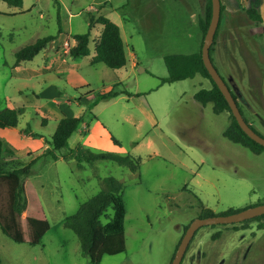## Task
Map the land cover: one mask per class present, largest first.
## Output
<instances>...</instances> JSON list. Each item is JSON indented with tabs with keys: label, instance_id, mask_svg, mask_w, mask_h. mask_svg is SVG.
I'll return each mask as SVG.
<instances>
[{
	"label": "rangeland",
	"instance_id": "1",
	"mask_svg": "<svg viewBox=\"0 0 264 264\" xmlns=\"http://www.w3.org/2000/svg\"><path fill=\"white\" fill-rule=\"evenodd\" d=\"M57 1L60 35L53 0H23L20 8L0 1V111L16 108L17 128L24 130L29 125L37 134L35 138L42 136L48 143L59 120L78 114L80 108L86 109L84 121L95 110L103 111L105 122L107 117L114 118L115 109L98 95L125 91L132 99L124 98L115 107L133 113L141 126L135 133L130 126L121 135V149L140 158V170L132 173L108 161L83 163L79 168L70 161L54 163L50 156L41 157L32 167L30 180L50 229L35 246L14 243L0 231V264H91L81 254L77 237L62 223L80 207L73 197L89 200L107 177L122 180L124 187L126 251L105 256L100 264H170L184 227L199 217L201 206L219 215L264 201V152L253 154L226 140L223 133L229 125L228 114L215 115L211 104L201 106L194 100L199 90L211 87L210 82L196 76L174 84L160 83L168 76L165 55L198 50V0ZM100 16L120 28L127 66L134 62V68L131 63L118 71L102 64L90 66L102 33L100 24H94L90 32V56H68L74 44L72 36L86 33L89 19ZM258 27L255 39L262 40ZM48 36H57V50L48 46L31 61L14 67L19 50ZM261 49L264 47L257 50ZM212 58L240 103L244 118L264 138V57L253 56L247 64L251 72L244 73H233L225 57L218 61L212 54ZM237 62L241 66L240 57ZM140 94L160 127H154L146 115L137 99ZM146 141L153 143L155 151L146 148ZM131 142L143 145L135 152ZM156 151L159 157L154 156ZM41 159L45 160L41 163ZM80 178L90 183L83 184ZM261 224L264 220L237 231L231 225L202 227L190 241L181 264H264Z\"/></svg>",
	"mask_w": 264,
	"mask_h": 264
},
{
	"label": "trees",
	"instance_id": "2",
	"mask_svg": "<svg viewBox=\"0 0 264 264\" xmlns=\"http://www.w3.org/2000/svg\"><path fill=\"white\" fill-rule=\"evenodd\" d=\"M12 8H20L23 0H0ZM57 7V35L62 34L60 23V5L57 0H53ZM221 16L224 7H220ZM245 16L255 25L262 23L258 10L252 6L244 9ZM221 16L216 30L214 41L210 47L209 54L211 62L213 48L221 24ZM211 18V1H204V15L199 20L201 40L198 50L192 54H169L163 57V62L167 71V78L161 80V86L174 84L200 76L210 82L209 89H201L194 95V100L201 106L212 105L215 115L227 113L229 125L223 133V137L229 142L239 145L253 154L264 152V148L250 140L239 128L231 114L229 106L224 97L211 81L202 61L201 47ZM94 24H100L102 33L96 41L94 55L90 59V66L104 65L112 71H118L127 66L124 41L121 37L120 28L109 19L100 16L96 20L89 19L88 31L84 34L72 36L73 46L68 50V56L72 59L89 57L90 32ZM264 36V28L262 32ZM57 36H48L36 40L33 44L25 46L15 54L14 67L20 66L22 62L31 61L41 51L51 46L56 41ZM216 68V67H215ZM224 80V79H223ZM225 81V80H224ZM120 94H128L125 91H110L99 94L101 100H111ZM236 104L243 112L236 96L231 92ZM130 96V94H128ZM244 118V116H243ZM245 122L249 123L244 118ZM82 118L64 117L59 120L55 132L48 142L50 150L42 155L29 153L27 160L21 162L14 159L5 149V143L0 138V231L14 243L35 246L40 244L42 238L49 231L50 225L45 214V210L38 196L37 190L30 180L32 167L43 156H50L52 159L60 158L65 162L74 160L79 168H83V163L92 165L97 162H112L120 167L128 169L132 173L140 170V159L130 155H118L116 153H92L90 150L78 146L69 149L68 141L77 131ZM18 126V112L13 108H5L0 111V130H11ZM249 127L257 133L254 128ZM29 134L28 128L25 130ZM261 136L259 133H257ZM35 136V135H29ZM262 137V136H261ZM114 144L118 142L112 139ZM123 184L113 177L101 180V190L91 199L81 204L77 212L64 219L62 226L70 230L77 237L80 244V251L87 257L91 264H100L105 256H116L126 251L124 220L126 215L123 200ZM264 204L260 202L256 205ZM253 205V206H256ZM200 218L213 217L215 214L200 207ZM241 210L229 209L219 215H229ZM264 220V215L245 221L240 224L231 225L235 231L246 229L248 224ZM189 226V225H188ZM188 226L184 227L185 233ZM240 228H239V227ZM213 227V226H212ZM259 229L264 228V224L258 225ZM219 234L215 235L218 237ZM177 249V248H176ZM175 249V252H176Z\"/></svg>",
	"mask_w": 264,
	"mask_h": 264
},
{
	"label": "crops",
	"instance_id": "3",
	"mask_svg": "<svg viewBox=\"0 0 264 264\" xmlns=\"http://www.w3.org/2000/svg\"><path fill=\"white\" fill-rule=\"evenodd\" d=\"M204 1L205 0H198L199 3H198L196 15L200 19L201 16L203 17L204 15ZM220 2L221 5L224 7V11L221 16V24L218 30L215 46L213 48L214 49L212 53L213 57H215V60L218 61L224 59V57L228 59L229 60L228 64L230 65L229 69H232L233 73H235L236 70L239 71L240 73L242 72L244 73L245 71L251 72L250 68L247 66L248 61L251 60L253 56L254 57L258 56L261 58L264 57V49L257 50L259 47H264V38L262 40L255 39L254 30L256 25L245 16L243 11L244 9L250 6L258 10L262 19V23L258 25L259 26L258 29L262 33L264 28V0H220ZM200 40H201V34L197 33L198 47L200 44ZM55 44L56 42L52 44L51 49L57 50L58 46H56ZM124 45H126L125 42ZM65 53H67V51H65ZM237 57H240V62L242 63L241 66H238L239 63L237 62ZM62 62L65 64V59H63ZM135 66L136 64L132 62L130 68H134ZM141 96L142 95L140 94V96L137 97V99L142 103L146 115L152 121L154 127H160V123L154 118L148 106L145 105L144 101H141ZM124 98L130 100L132 99V95L125 97V95L120 94L111 100H101L104 102H108L109 103V104L107 103L108 106L115 109L117 113L114 118L107 117L106 122L101 118L103 115L102 114L103 111H99V110H97V112L95 110L94 113H91V117L87 118L86 121H84L85 118L84 113L86 112V109L84 108H80L78 114H70L69 116H67L74 118H79V117L82 118V122L79 125L77 131L71 136L70 140L68 141L69 149L73 150L78 146H82L83 148L88 149L93 153L111 152V153H117L118 155L129 154L125 150L121 149L123 140H121L120 137L122 134L130 130V126L134 127L133 133H135L136 130L141 126V122L137 121L138 123L137 124L135 122V115L133 113H127L123 107L120 108L115 107L117 102L120 100H124ZM65 108L67 109V107ZM13 109L17 110L16 108ZM139 121L141 120L139 119ZM27 128L30 132L29 134L25 135V130ZM29 135L37 136L36 133L30 130L29 125H27L24 130H19L17 127L11 130H7V129L0 130V138L5 143V149L14 159L15 158L18 159L24 156L26 157V155L29 154L30 150L32 152H38L39 155H42L46 153L48 150H50L47 141L44 140L42 136H38L35 138V136H29ZM112 139L116 140L118 142V145L114 144ZM129 142L130 140L128 141V143ZM131 143L132 145H134L133 149L135 152L138 150L139 146L143 145L142 143H138V144L136 142H131ZM145 146L146 148L155 151V149L152 148L153 143L151 141L149 142L146 141ZM135 152L133 154H135ZM154 156L159 157L160 156L159 152L156 151ZM44 160L45 159H41L40 162L42 163ZM49 160H52V162L54 163L64 162L59 157L56 159L50 158ZM70 162H73V164L75 163L73 160H71ZM37 164H39V161L37 162ZM79 180L83 184L90 183L87 182V179L82 180V178H80ZM119 181L122 183V180ZM57 188L61 191V187H57ZM73 199L74 201L77 202V204L79 202V206L84 202V201L82 202L79 196H74ZM57 203L59 204L60 202Z\"/></svg>",
	"mask_w": 264,
	"mask_h": 264
},
{
	"label": "water",
	"instance_id": "4",
	"mask_svg": "<svg viewBox=\"0 0 264 264\" xmlns=\"http://www.w3.org/2000/svg\"><path fill=\"white\" fill-rule=\"evenodd\" d=\"M211 1V18L203 38V43L201 47V56L204 67L211 79L215 84L217 89L220 91L225 101L227 102L232 116L234 117L236 123L238 124L241 131L253 142L262 146L264 148V138L255 133L249 125L245 122L240 110L234 100L231 91L223 80V78L218 73L217 69L213 65L210 59L209 50L213 44L214 36L218 28V24L221 16V2L220 0H210ZM264 215V204L252 206L241 211H238L229 215H215L208 218L198 217L196 220L192 221L185 233L183 234L181 241L176 249L175 255L170 264H181L185 252L193 239L196 231L202 227L215 226V225H235L240 224L245 221L260 217Z\"/></svg>",
	"mask_w": 264,
	"mask_h": 264
}]
</instances>
